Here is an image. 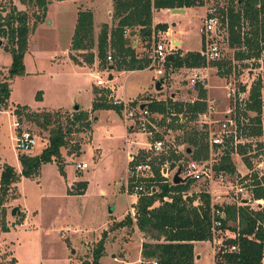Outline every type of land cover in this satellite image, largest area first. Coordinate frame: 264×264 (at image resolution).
I'll list each match as a JSON object with an SVG mask.
<instances>
[{
    "label": "rangeland",
    "instance_id": "1",
    "mask_svg": "<svg viewBox=\"0 0 264 264\" xmlns=\"http://www.w3.org/2000/svg\"><path fill=\"white\" fill-rule=\"evenodd\" d=\"M0 3L5 4L8 10L11 6H15L18 11H26L29 16V26H32L36 16L40 15L34 3L27 6L21 4L19 0H0ZM225 3V0H211L203 7L207 9L213 6L218 10L225 6ZM111 7L112 0H52L47 7L46 18L40 22L41 24H36L38 26L35 31L28 34L27 47L22 57L23 74L10 79L7 107L0 111V178L5 165L13 167L17 174L21 172L18 156L23 153L15 148L16 132L13 127L15 120H19L24 128L35 137L36 146L26 153L35 156L48 145L49 128L46 130L40 128L34 122L29 121L27 115L41 113V110H36L38 108L47 109L60 106L74 109L75 106H79L87 109L90 107L89 78L72 73L73 70L64 61V57L71 48L69 45L75 29L78 10H96V23L99 24L108 21V11L112 13ZM203 13L204 10L199 9L197 13L189 11L186 15L185 24L190 21L188 27L192 33L189 44L191 49H198L200 46L198 26L202 25L200 15ZM108 26H111V20ZM132 40L138 39L134 37ZM0 41L2 43L0 45V81H2L8 79L12 56L5 48L7 41L1 38ZM217 42L221 49L219 61L205 62V67L198 68L201 71L195 73L204 78L200 81L204 89L208 84L211 88L210 98L207 97L206 100H214L220 112L226 111L228 107L231 108L236 113V118L239 117L242 121L239 123L238 141L241 145H245L247 152L245 156L251 161L252 167L248 169L242 158L233 153L231 159L236 169L234 174H224V178L219 179V174L212 171L210 179L205 176L198 181L185 178L190 182L187 195L195 198L200 194H209L210 204L220 202L223 206L237 205V203H239L238 206L247 204L251 208H255L257 204L263 206L264 202L257 203L252 200L251 181L246 178L254 173L259 176L264 175V53L259 60L237 62L233 59L234 51L228 47L226 30ZM142 46L145 45L140 42L139 47L142 48ZM132 47L134 48L133 42ZM74 54L76 57H86L82 55L86 52L80 54L75 51ZM137 54L142 57L146 56L147 52L140 50ZM107 55L110 54L107 53ZM106 61L111 64L112 58L110 61L106 58ZM96 62L98 72L95 78L97 76L103 79L108 78V75H105L107 69H104L98 60ZM213 62H222L223 71L230 67V73L221 77L217 67L213 66ZM182 69L184 70L179 69L173 72L176 73L173 79L169 74L162 85L163 88L157 91V94L154 92L156 91L155 81L152 87L148 86L150 77L147 73H138L130 78L124 75L116 76L112 83L120 82L124 84V87L126 86L127 93L120 88V96L123 98L132 97L137 92L146 90L151 96H159V100L173 98V100L189 102L197 98V91L192 92L187 89V79L194 73L191 69H187L190 72H186V68ZM258 79H262L263 84L261 91L262 134L245 138L246 132L243 128L248 126L247 123L254 114L240 111L238 107L240 101L233 95L230 98L227 97V87L230 85L235 93H240L241 98L247 99L250 87ZM242 87L244 91H241ZM106 90V88H99V94L95 93L94 96L97 99L103 97ZM38 92L41 94L40 100H36ZM14 104L16 106L25 105L27 108L22 111L21 118L12 114L11 109ZM15 108L12 109L13 113ZM128 108L134 109L136 113L139 104L137 108ZM59 113L63 117L62 124H65V115L71 114V111ZM124 113V109L120 113L112 109L101 110L95 115L97 120L93 121L92 118L91 130L82 134L69 135L67 147L61 150L64 159L63 173L55 161L48 162L41 165L37 176L31 178L20 176L18 181L11 186L4 203L5 222L7 226L9 225V230L8 232L0 231V264H14L13 259L15 264H83L84 261L90 262L92 251L102 238L103 232L106 234L104 244H106L107 257L101 258L99 264H147V261L141 257V245L144 242L153 241L140 233L136 226L110 230L114 222L123 220L126 215L134 216L132 206L135 196L129 194V191L126 192L128 168L132 164L129 157L131 150L133 149L132 152L135 150L134 160H151L153 166H158L162 156H155V153L148 151V145L152 144V139L156 136L155 131L159 132L158 135L161 136L165 147L172 150L171 152L176 149L181 156L179 160L164 162L169 171V182L171 174L176 173L179 168L184 169L187 163L204 161L210 167V164H215L214 160L218 157L209 153L206 160H194L193 152L198 149L193 148L190 153L184 152L186 145L180 144L184 131L167 129V126L172 123V117L168 116L162 117V115L155 114L147 117L150 122L148 128L153 132L152 136L141 132L137 126H134L129 136L126 133L129 132L127 121L126 124L123 123ZM136 115L135 122L137 123L139 115L138 113ZM184 122L185 120H180L178 123ZM128 123L131 124L130 121ZM187 125L196 128L204 136V128L195 121ZM89 137L90 141H87ZM204 142L207 143V137L204 138ZM76 143L80 145L85 143L83 152H80L78 156L69 153L70 148L72 149ZM223 152L218 149L214 150L215 154H223ZM76 164H86L88 168L76 174ZM180 177L184 179V173H180ZM82 183L85 184L82 194L71 193ZM217 197L220 199L215 201ZM244 200H249V202L244 203ZM9 204L10 207H8ZM198 204H200L199 200L193 203V205ZM6 207H8L7 211ZM15 208L18 210L13 215L12 211ZM19 220L21 223L18 225L16 223ZM228 226L232 228L233 224L228 223ZM227 232L226 236L233 235L230 231ZM195 248L199 255V259L194 258L195 264H214L211 242H200ZM261 264H264L263 260Z\"/></svg>",
    "mask_w": 264,
    "mask_h": 264
},
{
    "label": "trees",
    "instance_id": "2",
    "mask_svg": "<svg viewBox=\"0 0 264 264\" xmlns=\"http://www.w3.org/2000/svg\"><path fill=\"white\" fill-rule=\"evenodd\" d=\"M52 0H19L23 5L33 4L40 11L32 26H29V16L26 11H18L15 6L9 10L5 4L0 3V38L5 39V48L10 51L12 65L8 69V79L0 81V111L7 107L10 95V79L16 75L23 74L22 57L27 47L28 34L35 30L36 24L46 18L47 6ZM225 6L218 8V13L222 22L223 33L226 30L227 44L234 51V60L243 62L248 60H259L264 52V0H225ZM203 0H112L111 26L102 24L98 36L94 37L93 15L90 10L79 9L76 25L71 39V50L86 54L84 61L92 63L95 48L96 58L104 69H107V53L112 58V65L117 71H140L147 69L150 60L146 56H138L132 47V38H137L145 47L151 45V38L156 32H166L167 25H152L154 11L162 9H187L203 7ZM76 61L74 56H70ZM221 77L228 75L231 68L223 71L222 62H213ZM205 67V61L199 52H187L181 54L177 52L168 56L165 63V77L175 70L182 68L198 69ZM264 79V77H263ZM262 79L253 82L249 90L247 101L245 102L246 112H251L254 116L243 128L244 137H256L262 134ZM244 91V88H241ZM95 93L99 94L98 91ZM109 90L105 95L95 98L91 110L112 109L117 113L123 110L122 105H114L108 99ZM206 90L202 84L197 85V100L193 103L173 100L157 101L150 96L144 98L146 101L144 108L150 115H162L172 117V123L167 129L172 131H184L180 138V144L186 145L184 152L196 148L193 152L194 160H206L209 155L208 144L204 142L206 135L201 134L196 128L189 127L187 123L194 122L196 115L206 109ZM41 99L38 92L36 100ZM141 106V104H139ZM128 107H138L136 101L128 104ZM25 106H16L14 115L21 118ZM29 121L34 122L42 129H48V145L39 155L30 156L21 154L18 156L21 165V172L17 174L13 167L5 165L0 178V231L8 232L9 228L5 222L6 197L20 176L31 178L38 175L42 164L55 161L59 170L63 173L61 150L67 147L69 135L82 134L90 130L89 113L77 110L65 115V124L59 112H41L27 115ZM185 120L184 123H178ZM188 130H185L187 129ZM159 135L154 136L153 141ZM228 143V142H227ZM80 144L76 143L70 148V154L80 155ZM189 152V153H190ZM235 153L242 158L244 165L251 169V161L246 158L245 145L238 144L234 149L227 144L223 154L214 165V171L224 174H234L236 169L232 162L231 155ZM180 154L171 152L169 156H162L159 165H163L166 160H179ZM153 166V178L148 180H136L128 176V189L136 185H142L143 192L136 197L134 205V218L129 214L119 222H114L110 230H118L124 227L136 226L138 231L144 234L153 242H144L141 245V257L149 262L156 259L158 264H194L195 242H205L212 240V214L209 194H200L191 197V203H187L184 194L189 190L190 182L179 184L165 182L161 176V166ZM131 167V164L129 168ZM173 167V166H172ZM128 168V170H129ZM246 179L251 181V198L254 201L264 202V175L250 174ZM154 190L151 191V188ZM85 184L79 185L71 193L82 194ZM129 194H133L131 190ZM199 200L200 204L193 205ZM225 218L219 230H228L236 234L235 239L225 241L226 245L236 244V252L218 253L215 255L214 264H261L264 259V205H256L251 208L249 205L238 206L227 204L222 208ZM19 220L16 224H20ZM228 223H232L230 228ZM98 241L92 251V260L84 261L83 264H99V260L104 253V238ZM15 264V260H12Z\"/></svg>",
    "mask_w": 264,
    "mask_h": 264
},
{
    "label": "built area",
    "instance_id": "3",
    "mask_svg": "<svg viewBox=\"0 0 264 264\" xmlns=\"http://www.w3.org/2000/svg\"><path fill=\"white\" fill-rule=\"evenodd\" d=\"M211 0H203L204 4L206 2H209ZM223 34L222 30V22L219 16V13L217 12V9L213 6H210L209 8L205 9V14L202 19V25L200 27V35L202 39V48L200 51V55L204 59L206 63H209L210 61H219L221 57V49L217 42V39H221ZM160 37V40H159ZM178 51L177 46L172 43L171 41H166L163 39V32L158 31L156 34H153L151 38V45L146 50L147 57L150 60V64L148 69L153 70L155 74V79L159 80L163 78V84L167 80L165 77V63L166 58L168 56L176 54ZM107 60H111V56H107ZM201 78L199 74L195 73L190 76L187 79V89L189 91H197V85L201 84ZM107 79H103L101 77L96 78L95 86L98 88H107L106 86ZM162 84V85H163ZM228 94L227 97L230 98L232 95L233 97L237 98L240 103L238 104V107L240 111H245V105L247 99L241 98L240 93L234 92L233 88L230 87V85L227 87ZM235 93V94H234ZM196 99L189 100L190 103H193L196 101ZM112 103L114 105H122L123 109L125 111L124 118L125 121H130V127L133 128V126H137L139 130L145 134H148L149 136L153 135V132L149 130L148 126L150 125V122H148L147 117H149L148 111L140 107L136 109V113H138L139 117L136 120V113L134 109L128 108V104H125L121 102L120 100H112ZM206 109L204 112L199 113L196 115L195 122L201 125L205 130V135L207 137V144L209 148L210 155H215L218 158H220V155L222 153L215 154L214 150H222L226 148L227 144H230L235 149L240 142L238 141V129H239V123H242L240 121L239 117L236 118V113L231 108H227L226 111L220 112L217 109V106L215 104V101L212 99L205 100ZM237 109V108H236ZM220 115V117H218ZM13 127L16 132V138H15V148L18 150V152H21L23 154L29 153L33 147L36 146V139L35 137L24 128V126L21 124L19 120H15L13 123ZM159 132L155 131V135H158ZM228 142V143H227ZM148 151H152L155 153V156L161 157L166 156L168 153H170V149L166 148L164 145V142L160 137L156 138L152 144L148 145ZM173 152L178 153L177 150H173ZM134 155H130V163L131 167L128 170V176L131 178H134L136 180H148L153 178V164L151 160H143V161H136L134 160ZM218 162L217 160H214V163L216 164ZM215 164H210V167L206 162L200 161V162H189L184 166V169H180V173H184V179L190 178L192 180H200L203 178V176L207 178H211L212 171H214L213 167ZM208 165V166H206ZM88 166L86 164H76L75 169L77 172H83L85 169H87ZM161 176L166 179L165 182H169V171L165 164L161 165L160 168ZM175 173H172L170 176V183L172 182V178ZM219 179L224 178V173H218ZM186 180V179H185ZM134 194V196H137L140 192L144 191V188L142 185H136L132 189H128L126 186V192L130 191ZM154 190V187L151 188V191ZM241 191V190H239ZM187 193L184 194V199L187 197ZM215 201H218L220 197L215 198ZM216 204L211 203V214H212V240L210 241L212 243V253L214 255L218 253H227V252H236L238 250V246L236 244L233 245H226L225 241L228 239H235L236 234L232 233L233 235L229 234L228 236L225 235V233H228V230L221 231L219 228L221 227L222 221L225 218L224 212L222 210L223 205L219 202H213ZM227 205V204H226ZM147 264H158V261L156 259H152Z\"/></svg>",
    "mask_w": 264,
    "mask_h": 264
},
{
    "label": "crops",
    "instance_id": "4",
    "mask_svg": "<svg viewBox=\"0 0 264 264\" xmlns=\"http://www.w3.org/2000/svg\"><path fill=\"white\" fill-rule=\"evenodd\" d=\"M111 9H112V7H111ZM199 9H203L204 10L203 15H200V20H202L203 17H204V14H205L204 7H196V8L183 9L184 12L181 13V14H179V13L178 14L177 13H173L172 10H168V9H162V10H159V11H154L153 12V17H152V25L153 26L158 25V24H165V25H167V31L166 32H163V39H165L166 41H171L172 43H174L177 46V48H178V51L177 52H180L181 54H185L187 52H199L200 53L201 48H202V39H201V35H200V27L201 26H198V35H199V40H200V46H199L198 49H191L189 47V44L191 42L190 41V38H191L190 34H192V33H191V31H190V29L188 27L190 25V21H188L187 24H185L186 21H187L186 15L188 14V12L189 11H193V12L197 13ZM90 11H91V13L93 15L94 37H95V40H96V37H97V34H98V31H99L100 26L102 24L109 25V20H111V11H108V17H109L108 18V21H106V22H100L99 24L96 23V10L90 9ZM77 14H78V12H77ZM39 24H41V23H39ZM73 33H74V31H73ZM72 36H73V34L71 35V39H72ZM139 43L140 42L138 40H133V45H134V49L136 50V54L140 50L145 51V52L147 50V47H145V46H142V48L139 47ZM69 47H71V41H70ZM93 53H94V58H93L92 63H88V62L84 61V59L81 58V57H76L75 54H74V51H72L71 48L68 51V54L66 55V57H64V61H66V63L73 70L72 73H76L77 75L78 74H81V75L89 78V84H88L89 87H88V90L91 92L90 107H88L87 109H82V108H80L78 106V110L87 111L89 113L90 130L92 129V123H93V121L94 120H97L95 118V115L98 114L99 112H101V110H96V111H92L91 110L92 103H93V101L96 98L94 96V94H95L96 91L99 90V88L95 86V81H96V78L95 77H96V74L98 72L97 69H96V66H97V62L96 61L97 60H95V58H96V54H95L96 51H94ZM80 54H82V53L80 52ZM70 56H72V57L74 56V58L76 59V61H73ZM181 70H184V69H181ZM191 70H192L191 72H193V73L194 72H200L201 71L200 69H191ZM185 71L186 72H190L187 69H185ZM138 73H147L149 75L150 82H149L148 86L152 87L154 81H155V85H156V82L158 80L155 79V74H154L153 70H151V69H148L147 68V69L140 70V71H117V70L114 69V67H113L112 64H109V66L107 68V72L105 73V75L106 76L108 75V78H109V76H112V80L109 81L108 78H104V79H107V83H106L107 88L106 89L110 91V93H109V97H111L110 100H112V99L113 100L114 99L115 100H120L121 102H123L125 104H129L132 101H136V102H138V104H141V106H142V104H144L146 102V101H144V98H146L147 96H151V94L148 91L142 90V91H139L136 94H134L132 97L129 96V97H124L123 98V97L120 96V88H122L123 91L125 93H127V91L125 90L126 86L124 87V84L123 83H120V82H118L117 84H113L112 83V81L115 80L116 76L124 75L125 77H129L130 78L131 76H133L135 74H138ZM175 74L176 73H172L171 76H170V78L173 79V76ZM161 86H162V84H161ZM162 88L163 87H161V89ZM205 90H206L207 97L210 98L209 95H211V93H210L211 88H210L209 84L208 85H205ZM154 92L156 94L158 93L157 90L154 91ZM151 97L152 98L155 97L154 99H156L157 101H160L158 99L159 96H151ZM20 106H22V105H20ZM15 107H16V104L13 105L12 109H14ZM12 109H11V112L14 115ZM36 110L37 111L41 110V112H61V111L62 112H65V111H71V113L76 111V110H74L72 108L71 109L70 108H63V107H60V106H57L55 108H47V109H45V108H38ZM93 115H94V117H93ZM92 118H93V121H91ZM125 122L126 121L123 120V123L124 124H126ZM127 129H129V132H126L128 135L134 129V126H133V128L130 127V124L128 123V121H127ZM90 136H91V131H90ZM125 139L128 140V137L125 136ZM87 141H90V137H89V139H87ZM126 142H128V141H126ZM84 144H81L80 145L81 146V153L83 152ZM140 148H142V147H140ZM132 150H131V153L129 154V157H130V155H134L135 154V150L133 152H132ZM79 173H82V172H76V174H79ZM73 189H74V187L72 188V190ZM136 201H137V197L135 196L134 197V203H133V206H132V211L134 209L133 207L136 204ZM248 202H249V200H248ZM255 202L262 203L263 201L260 200V201H255ZM237 205H239V203H237ZM257 205H260V204H257ZM8 207H10V204L8 205ZM8 207H6V211L8 210ZM121 220H119V221H121ZM119 221H116V222H119ZM14 226H15V224H14ZM7 227L9 228V225ZM135 230H137V229H135ZM136 234H138L137 231H136ZM208 242L209 241H205V242H201V243H208ZM198 243H200V242L193 243V245H194V255H195L196 260L199 259V255H198V253L196 251V248H195ZM106 252H107L106 244H104V253H103V255H102L101 258L107 257L106 256ZM211 255H212L213 263H215V255L212 253V249H211ZM196 260L194 259V261H196ZM263 262H264V259H263ZM99 263H100V260H99ZM195 263L196 262H194V264Z\"/></svg>",
    "mask_w": 264,
    "mask_h": 264
},
{
    "label": "water",
    "instance_id": "5",
    "mask_svg": "<svg viewBox=\"0 0 264 264\" xmlns=\"http://www.w3.org/2000/svg\"><path fill=\"white\" fill-rule=\"evenodd\" d=\"M172 12H173V13H177V14H178V13L181 14V13L184 12V10H183V9H173ZM1 44H2V43H1V41H0V45H1ZM108 80H109V81L112 80V76H109ZM161 84H163V78L159 79V80L156 82L155 89H156L157 91L161 90V87H162ZM140 108L143 109V108H144V105L140 106ZM74 110L77 111V110H78V106H75ZM187 152L189 153V152H190V149H188ZM185 181H186L185 179H183V178L180 177V171H179V170L174 174V176H173V178H172V183H173V184L184 183ZM185 201H186L187 203H191V202H192V201H191V197H190V196H187V197L185 198ZM243 202H244V203H248V200H244ZM16 210H18V209H17V208L13 209V211H12V214H13V215L15 214V211H16Z\"/></svg>",
    "mask_w": 264,
    "mask_h": 264
}]
</instances>
